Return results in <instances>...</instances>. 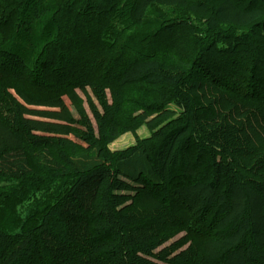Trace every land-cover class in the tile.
Listing matches in <instances>:
<instances>
[{
    "label": "trees",
    "instance_id": "obj_1",
    "mask_svg": "<svg viewBox=\"0 0 264 264\" xmlns=\"http://www.w3.org/2000/svg\"><path fill=\"white\" fill-rule=\"evenodd\" d=\"M195 2L0 0V264H264V0Z\"/></svg>",
    "mask_w": 264,
    "mask_h": 264
},
{
    "label": "rangeland",
    "instance_id": "obj_2",
    "mask_svg": "<svg viewBox=\"0 0 264 264\" xmlns=\"http://www.w3.org/2000/svg\"><path fill=\"white\" fill-rule=\"evenodd\" d=\"M195 4L196 5L197 3L199 2H204V1H208L209 3H213V1L215 0H195ZM238 0H232V3L234 2H237ZM241 1V0H240ZM244 5H247L248 2L247 1H244L243 2ZM147 87H148V92L147 90H142L140 88H142L139 84L134 86L133 88H135V91L133 89H131L129 92H128V96L129 97H132V98H137L140 100L139 98V95H142V94H145L148 98H151L152 97V94H151V90L154 89V85L148 83L147 84ZM80 95L82 96V99H83V102H84V107H85V111L90 115V118L92 120L93 118V115H92V111L90 109V103L88 101V98L87 96H85V94L82 92V91H79ZM78 93V94H79ZM109 94V99L111 100V92L109 91L108 92ZM93 100L95 101V104H98L96 98L94 99V97H92ZM172 109H176L178 108L177 104L176 103H172L171 106H170ZM138 109H142L143 108H139V106L137 105ZM99 109L102 111V108L101 106L99 105ZM74 109H72L73 111ZM137 111V110H136ZM141 111V110H140ZM139 113V112H138ZM136 113V115L138 114ZM76 114V113H75ZM157 114H154L152 116L149 117V119H152L156 116ZM94 121V120H93ZM92 121V122H93ZM151 135V131L148 129V127L146 125H142L141 127H139L135 133H131V132H127V133H124L122 136H120L119 138H117L115 140V142L113 144L110 145L111 149L114 150V151H121V150H126L128 149L129 147H132L134 145L137 144V142L139 141V139H144L146 137H149ZM128 193H132L133 192H128ZM128 203H131V201H129ZM185 233H181L179 235H177L175 238H173L171 241H169L166 245H169L171 244L172 242L174 241H177L179 238H181ZM189 246L186 245L184 248H187Z\"/></svg>",
    "mask_w": 264,
    "mask_h": 264
}]
</instances>
